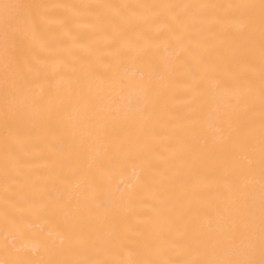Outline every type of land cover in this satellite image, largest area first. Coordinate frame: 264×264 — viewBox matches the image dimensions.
I'll list each match as a JSON object with an SVG mask.
<instances>
[{"label":"bare ground","instance_id":"obj_1","mask_svg":"<svg viewBox=\"0 0 264 264\" xmlns=\"http://www.w3.org/2000/svg\"><path fill=\"white\" fill-rule=\"evenodd\" d=\"M0 264H264V0H0Z\"/></svg>","mask_w":264,"mask_h":264}]
</instances>
